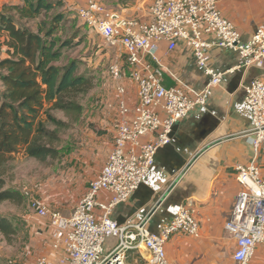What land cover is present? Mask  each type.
<instances>
[{"label": "built area", "instance_id": "1", "mask_svg": "<svg viewBox=\"0 0 264 264\" xmlns=\"http://www.w3.org/2000/svg\"><path fill=\"white\" fill-rule=\"evenodd\" d=\"M75 12L86 27L115 50L108 68L113 81L119 82L123 77L122 61L127 65L129 77L136 85L137 102L130 107L125 99L118 101L119 118L112 147L98 176L89 181L70 215L50 208L40 199L29 202V211L47 218L55 241L53 248L61 244L63 251L62 257L54 261L41 255L35 263L125 264L129 250L144 247L151 264H172L166 258L165 242L176 233L199 236V224L188 204H181L158 234L148 229L146 219L118 224L111 217L112 210L148 176L156 151L170 142L174 123L204 106L224 73L231 70H215L208 49L233 50L244 66L264 65V22L242 41L239 29L222 14L219 0H152L147 20L109 12L94 0L77 6ZM160 40L166 41L169 50L177 40L192 50L197 65L209 77L203 88L192 89L180 80L170 87L161 83V65L153 66L144 57L149 55L152 62L158 63ZM116 90L120 97L125 94L120 83ZM244 90L251 115L247 134L254 150L264 152V78L251 80ZM234 168L242 188L235 196L224 230L235 241L234 264H250L256 246H264V178L254 160ZM101 192H106L107 198H101ZM109 237L117 243L106 250Z\"/></svg>", "mask_w": 264, "mask_h": 264}, {"label": "crops", "instance_id": "2", "mask_svg": "<svg viewBox=\"0 0 264 264\" xmlns=\"http://www.w3.org/2000/svg\"><path fill=\"white\" fill-rule=\"evenodd\" d=\"M22 4V0H0V11ZM219 8L239 29L242 41L249 39L256 27L264 22V0H219ZM147 9L139 16L128 17L147 20ZM0 39L2 45L7 39L5 32L0 31ZM1 45L0 59H3L8 55L6 47L1 48ZM207 53L215 70H231L224 73L204 106L193 109L174 123L170 142L156 151L148 176L111 213L120 225L146 219L148 229L158 234L179 206L188 204L199 224V236L176 233L165 242L166 258L172 264H234L235 241L224 230L235 196L242 188L234 166L246 165L254 160L264 178V152L254 150L252 138L247 134L251 127V115L244 101L245 85L255 78H264V65L244 66L238 54L227 48L212 47ZM156 54L158 63L152 62L149 55L144 57L153 66L161 65V83L165 87L174 86L180 80L198 90L208 82L209 77L197 65L192 50L183 41L177 40L176 46L169 50L166 41L160 40ZM121 65L123 77L119 82L112 80V83L114 86L123 85L125 94L120 97L116 93L115 99L119 101L123 98L132 107L137 102L136 85L129 77L127 65L123 61ZM88 183L79 199L86 192ZM100 195L103 199L107 198L106 192ZM32 216L29 224L32 244L29 246H33L34 253L37 257L42 255L53 261L62 257V245L53 248L55 241L47 218L34 213ZM116 243L117 240L105 249H111ZM125 264H151L150 256L144 247L132 249L126 254ZM250 264H264L263 245L256 246Z\"/></svg>", "mask_w": 264, "mask_h": 264}, {"label": "rangeland", "instance_id": "3", "mask_svg": "<svg viewBox=\"0 0 264 264\" xmlns=\"http://www.w3.org/2000/svg\"><path fill=\"white\" fill-rule=\"evenodd\" d=\"M51 1L54 5L51 10L25 23L31 29H37L42 23L45 29L56 24L52 37L59 44H66L61 45L62 56L55 65L64 68L72 64L73 75L81 76L86 85L70 98L61 99L58 108L49 109L50 104H45L40 111L38 119L55 136L48 141L55 150L54 156L37 159L26 156L20 149L0 169L2 189L19 195L14 201L0 202V214L15 227V233L9 238L0 233V264H36L37 255L33 246H29L32 244L29 224L33 217L29 202L40 199L64 215L71 212L82 189L98 174L117 126L115 97L118 92L108 71L115 50L106 46L102 37L86 27L75 12L77 6L89 0ZM94 1L109 12L139 16L151 0ZM57 16V22H53ZM2 46L5 45L2 43ZM115 241L113 237L107 238L105 247Z\"/></svg>", "mask_w": 264, "mask_h": 264}, {"label": "trees", "instance_id": "4", "mask_svg": "<svg viewBox=\"0 0 264 264\" xmlns=\"http://www.w3.org/2000/svg\"><path fill=\"white\" fill-rule=\"evenodd\" d=\"M21 6L0 11V31L7 35L3 41L7 57L0 59V169L20 149L28 157L43 159L54 156L48 141L55 138L39 120L45 104L58 108L64 97L70 98L85 88L81 76H74V66L55 65L61 56V45L53 37L56 24L47 29L44 23L31 29L26 20L53 8L51 0H22ZM58 16L53 18L57 22ZM23 21L24 24H21ZM1 45V43H0ZM0 202L14 201L16 191L2 189ZM0 233L9 238L15 233L11 221L0 214Z\"/></svg>", "mask_w": 264, "mask_h": 264}]
</instances>
